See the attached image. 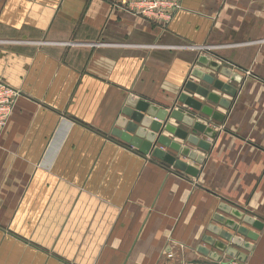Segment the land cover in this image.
Wrapping results in <instances>:
<instances>
[{
	"label": "crops",
	"instance_id": "crops-1",
	"mask_svg": "<svg viewBox=\"0 0 264 264\" xmlns=\"http://www.w3.org/2000/svg\"><path fill=\"white\" fill-rule=\"evenodd\" d=\"M119 0H0V78L20 91L0 139V264L212 262L198 252L212 225L241 238L242 264H264V228L238 236L214 221L230 203L264 224V0H171V21L126 13ZM244 78L192 177L113 135L130 100L180 105L200 56ZM175 127L192 129L171 120ZM155 148V147H154ZM174 259H168V254ZM224 260L226 254L220 253Z\"/></svg>",
	"mask_w": 264,
	"mask_h": 264
},
{
	"label": "water",
	"instance_id": "water-1",
	"mask_svg": "<svg viewBox=\"0 0 264 264\" xmlns=\"http://www.w3.org/2000/svg\"><path fill=\"white\" fill-rule=\"evenodd\" d=\"M211 55L214 60L207 56H200L196 63L210 70L214 75L194 68L191 77L199 80L201 83H194L190 80L185 84L186 91H189L203 101L183 94L179 98L180 105L166 110L146 101L130 100L123 111V117L118 119V128L113 132V135L132 147L137 148L140 150V153L144 155L151 154L154 158L172 166L174 169L192 177H197L199 175L197 169L191 167L185 161L177 159L170 153L156 148V146L159 144L164 148L181 154L185 158L194 160L200 164L204 163L203 157L198 156L189 148L183 147L171 141V139L164 137L162 133L167 132L187 142L189 145L198 147L204 151L209 152L211 150V143L200 139L195 133L203 134L209 139L216 140L219 133L207 127L206 123L208 121L205 118H212V120L223 124L227 116L215 111V109L207 104H214L228 111L232 110L233 102L222 98L214 90L234 99L237 98L239 90L225 83L224 79L242 85L244 78L238 73H234L229 66L246 71L225 57L217 55L216 53H211ZM171 120L177 121L180 125L192 129V133L173 126ZM219 211L220 213L214 217V221L238 234V236L253 241L258 239V234L249 231L246 227L240 225L241 223L252 226L256 230H262L264 228V224L258 217L226 201L219 206ZM209 231L214 236L232 244V247H230L228 244L217 241L213 237H206L204 239V243L216 251H211L207 247H199L198 252L214 263H219L223 259L219 252L238 261H245V257L239 254L233 247H241L248 251L252 250L250 244L245 243L241 238L229 234L217 226L212 225ZM193 263L202 262L196 261Z\"/></svg>",
	"mask_w": 264,
	"mask_h": 264
},
{
	"label": "built area",
	"instance_id": "built-area-1",
	"mask_svg": "<svg viewBox=\"0 0 264 264\" xmlns=\"http://www.w3.org/2000/svg\"><path fill=\"white\" fill-rule=\"evenodd\" d=\"M118 5L126 13L135 17L143 18L154 22H169L172 20L175 11L181 9V5L171 0H119ZM22 97V93L5 83L0 78V139L4 135L15 107ZM169 258L173 254L168 255ZM222 259L219 263L214 262H183L182 264H242L234 258Z\"/></svg>",
	"mask_w": 264,
	"mask_h": 264
},
{
	"label": "rangeland",
	"instance_id": "rangeland-1",
	"mask_svg": "<svg viewBox=\"0 0 264 264\" xmlns=\"http://www.w3.org/2000/svg\"><path fill=\"white\" fill-rule=\"evenodd\" d=\"M168 255H169V254H168ZM168 255H167V256H168ZM168 259L173 260V259H174V255H173L172 258H169V257H168ZM176 264H179V262H177ZM181 264H182V263H181Z\"/></svg>",
	"mask_w": 264,
	"mask_h": 264
}]
</instances>
